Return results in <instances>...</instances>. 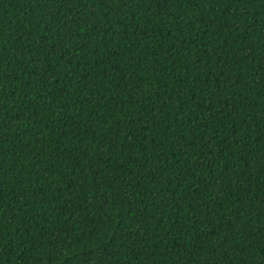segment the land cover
<instances>
[{"label": "trees", "instance_id": "1", "mask_svg": "<svg viewBox=\"0 0 264 264\" xmlns=\"http://www.w3.org/2000/svg\"><path fill=\"white\" fill-rule=\"evenodd\" d=\"M0 264H264V0H0Z\"/></svg>", "mask_w": 264, "mask_h": 264}]
</instances>
